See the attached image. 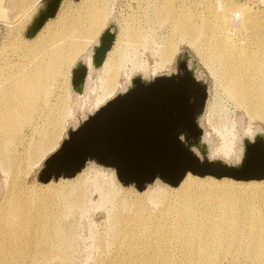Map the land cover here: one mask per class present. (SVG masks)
Returning a JSON list of instances; mask_svg holds the SVG:
<instances>
[{
    "label": "bare ground",
    "instance_id": "1",
    "mask_svg": "<svg viewBox=\"0 0 264 264\" xmlns=\"http://www.w3.org/2000/svg\"><path fill=\"white\" fill-rule=\"evenodd\" d=\"M37 1L39 0L31 2L35 4ZM152 1L160 3L152 6L156 22L164 24L165 27L168 24L170 31L164 38L163 46L155 54L152 72L167 69L178 51L175 42L177 36L185 37L196 47L202 60L219 65L220 81L225 84L233 98L235 97V100L245 106L247 112L264 125V16L255 14L253 8L241 7L233 2L228 4L225 0L207 1L195 7L188 0ZM33 3L29 4L24 12L32 9ZM87 7L91 23L90 26L87 25L86 34L97 35L107 24L110 11L95 3H88ZM57 14L58 12L55 17ZM19 18L16 21L20 20ZM3 19L5 18H0ZM50 19L32 38L38 37L48 27ZM57 21L49 29L57 28L60 20ZM110 25L115 31V38L102 65H94V50L84 57L89 66L86 80L90 79L93 71L98 68L101 71L98 90L94 93L96 96L91 95L94 99L91 103L88 101L91 114L129 88L133 79L132 70L142 69L143 76L149 75V70L147 73L145 70L147 67L136 59L129 70L126 67V50L130 46L138 48L139 42L146 40L140 22H134L126 31L123 27L118 34L115 25ZM122 41L128 43L127 49H124ZM85 42L75 39L72 48L55 49L48 57L50 63L32 64L28 70L25 65L22 66L10 82H3V79L13 69L5 70V67L0 65L2 166H10L14 145L20 141L22 127L31 120L34 112L38 111L37 114L45 116L41 103L52 91L51 76L59 75L66 62L75 58L77 50H85ZM136 53H139V49ZM158 74L160 73L156 75ZM88 93L82 97L86 106V98L90 97L87 96ZM68 109V105H65L52 110L49 115L46 114L47 127L39 129V139L24 155L28 165H37L44 161L61 145L64 124L63 118L58 117L57 113L67 115ZM87 117L88 115L83 118ZM260 132L258 130L254 136L248 138L253 139ZM206 135L208 133L205 137ZM230 139H225V142ZM211 148L215 147L212 145ZM234 152V147L229 144L215 148V156L217 153L221 154L220 159L223 158L224 161ZM240 152L237 155V163L242 161L244 149ZM212 153L214 154L213 150ZM232 160L234 161V158ZM68 170L70 169L66 172ZM90 171L97 175H108L114 182L126 185L115 167L97 163L93 159H89L72 177L61 176L63 178L57 180L52 178V181L41 184L46 189L41 191L43 196L40 195L39 199L28 191L23 182L13 178L0 205V264H49L53 260L60 264L72 262V258L66 253L68 249L65 251L62 247L68 234L63 220L67 213L85 201L87 191L84 175ZM167 183L158 177L146 185L151 198L159 203L154 214L150 213L147 203L140 196L131 197L135 191L132 187L137 188L134 183L126 185L129 188H126L121 203L116 204L118 202L114 200L115 205L112 196L108 197L113 202L110 203L113 204L112 210L110 209L113 223L110 242L114 250L109 256L108 264H219L225 257L229 258L230 264H241L239 259H242L244 264L264 263V178L236 179L231 176L199 175L188 171L180 181L179 190H176L179 192L175 195H172L171 190H175L171 187L179 184L169 187L170 183ZM44 197H47L50 207L47 202L44 203Z\"/></svg>",
    "mask_w": 264,
    "mask_h": 264
},
{
    "label": "rangeland",
    "instance_id": "2",
    "mask_svg": "<svg viewBox=\"0 0 264 264\" xmlns=\"http://www.w3.org/2000/svg\"><path fill=\"white\" fill-rule=\"evenodd\" d=\"M31 1L34 2L35 0H0V18H5L3 20H0V65L4 66L5 70L7 68L13 69L11 73L7 74V76L4 77L3 82H10L11 78L17 73V70L24 65L26 66V70H28L31 68L32 64L36 65L49 62L48 57L52 55L55 49L72 48V44L75 39L77 41H79V39L84 40V42L86 41L85 50H77V53L75 52L74 54L75 58L66 62L65 66L60 69L59 75L51 76V78H53V82L50 88L52 91L41 103V109L44 110V113H46L47 115H49L52 110H56V108H62L65 105H68L69 112H67V115L57 113L58 117L63 118L62 122L64 124V127L62 131V140L67 137L68 131H70V129L75 128L82 123V121L84 120V116L91 114V111L89 109L90 104L88 103V101L90 103L93 101V96H96L94 95V93H97L98 83L100 82L99 76L101 74V71L98 68V70L92 72L93 74L90 75V79H88L89 81H85L82 92L75 90L73 88L72 82L73 70L75 66L80 61H86L84 57L88 56L90 53H93L94 47H96V45L100 43V37L102 36V33L106 32L109 28L112 29V26L110 24L113 23L115 25L116 34H118L121 32L123 27L126 31L127 28H129L130 26L132 27L134 25V22L137 21H139L141 26L143 27L142 31L146 35V40H141L139 42L140 45L138 46V48L130 46L128 48L129 51L126 50L128 58L126 61V67L127 70H129L132 67L133 61L136 59L139 63L143 64L144 67H147V69H144L146 70V73L149 70L147 73L149 74V77L145 75L143 76L144 72L142 69H138L139 71L132 70V77L136 75V77L143 76L146 78H150L151 76L152 78L158 75H172L175 71H177L179 63L181 62H185L190 67V70L194 73V75H196V77H199L200 79L201 77H205L204 80L208 83L209 93L206 109L202 115L201 124L204 128L203 138L209 147L210 157L212 156L211 158L222 157L220 156L221 154L219 155V153H217V155L215 156L216 146L229 144L234 147L235 152L233 154H235L236 151L238 153H236V155L232 154V156H230L229 159L227 158V161H225L230 163H237L239 162L236 160L237 155L241 153L240 151H242L243 149L245 151L246 149L244 139L246 137L254 136L256 131L258 130H260L264 134L263 123L259 119L253 117L249 112H247L245 106L243 105V107L242 104L237 101V99L235 100V97L233 98L232 94L225 86V84L220 81L221 78L219 72H221V69L219 68V65L212 63L209 64V62L206 63L204 60H202L196 47L189 43L185 37H181L180 35H178L175 40L178 51L175 59L173 60L174 63L172 61L173 65L172 63H170L168 67H166L167 69L157 70L160 73L158 75H156L158 73L157 71L155 72L153 70L154 73L152 72L151 68L155 66V54H157L161 49V46H163L165 36L170 33L168 24H166L165 27L164 24L161 25L156 22L155 11L153 10V7L155 4L160 3L154 2L152 0H76L74 4V0H69L71 2L64 5V1L66 0H63L58 11L59 16L57 17V20H60L59 26L54 29H49V27H47L38 37L30 38L28 32L32 23L38 17L39 13L45 8L46 3L49 0H39L36 2L37 4H34ZM207 1L215 0H188V2L191 5L193 4L192 6L194 7L195 5H202V3H206ZM225 1L228 4L230 2H233L237 5H240L241 7L245 6V8L248 9L253 8V12L255 14L264 16V0ZM32 3L34 4L33 8L29 11L24 12L27 6ZM88 3L100 4L102 7L107 8L108 11H110V17L107 24L100 30L97 35L86 34L88 30L87 25L90 26L91 23L88 10V7L90 5L87 7ZM91 10H93V5L91 7ZM16 15H18L17 18L20 17V20L16 21ZM81 16H83V18ZM10 23L11 25H9ZM52 23L54 22L50 21L49 24L51 25ZM74 34L76 36H74ZM125 42L126 41H122V44L125 45L124 49H127L128 43ZM138 49L139 53H136ZM150 70L154 76L150 73ZM87 78L88 75L86 79ZM86 88L89 90H87ZM188 88L186 92L187 94L184 95H193L189 92V90L191 91V89ZM200 90L201 88L199 87L197 91ZM86 91L87 93L89 92L87 96H90L86 98L87 102L85 104H87V106L83 104V102H85V100L83 99L84 95L86 96L87 94ZM91 95L93 96L91 97ZM172 95L183 94L176 92ZM79 102L82 103L80 104ZM77 103L78 105H76ZM37 112L38 111L34 112L35 114H33V116L31 117V123L29 122L31 120H29L23 125V133L21 139L17 142L16 145H14L16 148L14 147V150H12L13 157L10 166L5 167L0 163V205L4 196H6V189L8 188V185L15 177L19 181L23 182L27 186L28 191L37 196V199H39L38 197L40 195L43 196V194H41V191H45L46 189V187L41 186V184L47 183L45 180H41L40 178V175H42L43 171L42 165H44V161L48 159L47 157H50L59 150L61 145L56 148L57 150L55 149L53 152H51L46 157V159L42 161L43 163L39 162V164L37 163V165L27 164L24 156L27 153L26 151L31 149V146H33L34 142L39 139V129H45L47 127L46 114L45 116H43L42 114H37ZM179 124H182V117H178L173 120V129L177 128L176 126ZM207 133L208 135H206L205 137V134ZM224 135H228L229 137L226 136L225 138L223 137ZM163 138L161 137L159 142L156 143L160 148L161 145L162 147H166L164 142L165 140ZM228 138L231 139L228 142H225L226 140H228ZM253 141L255 147L252 149V156H256L258 157V159L261 158V160L264 161V149L259 144H257L255 140ZM212 145L213 147H215L214 149L211 148ZM238 149L240 151H238ZM212 150L214 154L212 153ZM231 158H234V161ZM94 174V172L90 171L84 175V178L86 177L85 182L87 191V198L85 197V201L83 202L84 205H80L81 207L77 206V209L74 208L73 211H70V213H67L64 216L65 219L63 220V224L66 229L68 228L67 233L70 234H67V239H70V241L66 239L62 247L65 249V251H67L66 249H68L66 253L69 254L68 256L70 257V259L72 258V262H70L69 264H108V260L110 258L109 256H111L114 251L113 245L111 246L110 242V240L112 239L111 235H113V223L110 216L113 204H111V206L110 203L113 202L111 201V199L109 200L108 197L110 198L112 196L113 201L115 200L116 202H118L116 204L121 203L125 195L124 192L128 186L124 185L118 179V177V181L122 184L114 182L108 175ZM168 185L169 187L172 186L170 184ZM179 186L180 184L178 186L171 187L173 188V190H175H171V192H173L172 195H175V193L177 194V192H179L176 191L179 190ZM38 188L39 190H37ZM132 188L135 191L132 193L131 197H135V195L136 197L140 196V198H142L147 203L150 213H156L159 207V203L155 202L151 198V193L146 189L147 187H145L143 190H138L137 188L135 189V187ZM38 192L40 194L37 195ZM46 198L47 197H44L42 199H45L44 203L46 204L47 202L49 206V201ZM23 258L25 259L26 256H24ZM222 260L221 261L223 263H221L220 261L219 264H230L229 258L225 257ZM239 261L241 264H244L242 259H239ZM50 263L58 264L59 262L57 260H53Z\"/></svg>",
    "mask_w": 264,
    "mask_h": 264
},
{
    "label": "water",
    "instance_id": "3",
    "mask_svg": "<svg viewBox=\"0 0 264 264\" xmlns=\"http://www.w3.org/2000/svg\"><path fill=\"white\" fill-rule=\"evenodd\" d=\"M61 2L49 0L46 3L29 29L30 38L48 19L55 17ZM114 38L115 31L111 28L102 33L100 43L94 48L96 67L104 62ZM87 75L88 66L85 61H80L73 70L75 90L83 91ZM204 78L196 77L185 62L179 63L172 75L133 77L126 91L70 129L59 150L44 161L41 180L48 182L61 176L72 177L89 159L115 167L126 185L134 183L140 190L158 177L178 185L188 171L236 179L264 178V161L252 156L253 140L264 149L261 132L254 139H244L246 149L240 163L209 157L200 123L209 93ZM199 87L201 90L197 91ZM187 88L193 95H184ZM176 92L183 95H172ZM178 117H182V124L173 129V120ZM161 137H164L166 147L157 146ZM68 168L70 172H66Z\"/></svg>",
    "mask_w": 264,
    "mask_h": 264
},
{
    "label": "crops",
    "instance_id": "4",
    "mask_svg": "<svg viewBox=\"0 0 264 264\" xmlns=\"http://www.w3.org/2000/svg\"><path fill=\"white\" fill-rule=\"evenodd\" d=\"M75 1H76V0L73 1L74 4H75ZM69 2H71V1H69V0L64 1V5H65V4H69ZM39 5H40V4H39ZM39 5H38V6H39ZM58 16H59V15L57 14V16L55 17V19H54V18L50 19V21H53L54 23H52L51 26H50V24H48V27H49V28L52 27L54 24H56V22H58V21H57V17H58ZM49 23H50V22H49Z\"/></svg>",
    "mask_w": 264,
    "mask_h": 264
}]
</instances>
